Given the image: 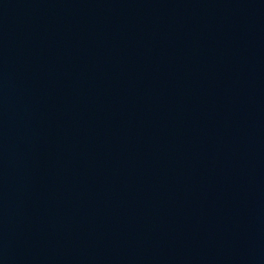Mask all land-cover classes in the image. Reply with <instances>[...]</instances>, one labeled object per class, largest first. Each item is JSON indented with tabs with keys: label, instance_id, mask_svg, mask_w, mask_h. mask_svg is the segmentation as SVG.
<instances>
[{
	"label": "water",
	"instance_id": "obj_1",
	"mask_svg": "<svg viewBox=\"0 0 264 264\" xmlns=\"http://www.w3.org/2000/svg\"><path fill=\"white\" fill-rule=\"evenodd\" d=\"M0 264H264V0H0Z\"/></svg>",
	"mask_w": 264,
	"mask_h": 264
}]
</instances>
